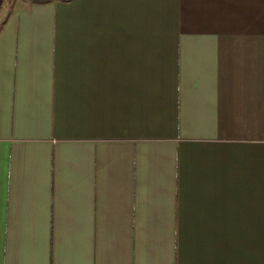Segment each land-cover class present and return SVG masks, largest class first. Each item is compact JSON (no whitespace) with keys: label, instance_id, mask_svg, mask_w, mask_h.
Returning a JSON list of instances; mask_svg holds the SVG:
<instances>
[{"label":"crops","instance_id":"crops-1","mask_svg":"<svg viewBox=\"0 0 264 264\" xmlns=\"http://www.w3.org/2000/svg\"><path fill=\"white\" fill-rule=\"evenodd\" d=\"M0 264H264V0H10Z\"/></svg>","mask_w":264,"mask_h":264},{"label":"rangeland","instance_id":"rangeland-1","mask_svg":"<svg viewBox=\"0 0 264 264\" xmlns=\"http://www.w3.org/2000/svg\"><path fill=\"white\" fill-rule=\"evenodd\" d=\"M9 4L10 0H0V23L8 13Z\"/></svg>","mask_w":264,"mask_h":264}]
</instances>
